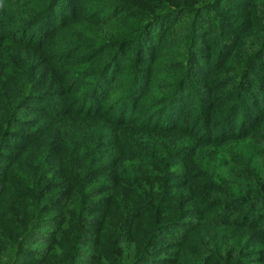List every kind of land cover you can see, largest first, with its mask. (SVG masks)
I'll return each mask as SVG.
<instances>
[{
    "label": "trees",
    "instance_id": "obj_1",
    "mask_svg": "<svg viewBox=\"0 0 264 264\" xmlns=\"http://www.w3.org/2000/svg\"><path fill=\"white\" fill-rule=\"evenodd\" d=\"M103 2L106 15L90 19L97 73L83 96L97 108L82 97L41 101L27 119L8 101L0 108V264H264V138L252 140L264 125V0ZM46 3L29 7V26L56 22L59 0ZM180 32L184 60L166 83L112 97L114 60L138 45L141 57L147 34L153 66ZM197 63L208 91L187 95L193 77L181 76ZM245 138L253 151L232 158ZM147 157L157 174L144 171Z\"/></svg>",
    "mask_w": 264,
    "mask_h": 264
},
{
    "label": "rangeland",
    "instance_id": "obj_2",
    "mask_svg": "<svg viewBox=\"0 0 264 264\" xmlns=\"http://www.w3.org/2000/svg\"><path fill=\"white\" fill-rule=\"evenodd\" d=\"M33 1L34 0H0V108H3L8 101L14 108H18L20 113H24L26 118L24 116L21 117L25 119L40 114L37 109L41 107L39 106L41 101H44L49 107L53 106V103H59L61 101H65L67 106H71L76 104L77 100L82 97V101L85 103L89 102L93 104L92 107L97 108V98L93 100L92 96H89L88 100H84V97L87 95L94 81L93 76L97 73V56H95L97 55V47H89L92 41H96L100 29L99 27L97 28V20L91 21L90 19H92L93 16L97 19V12L100 13V11L103 10L102 8H106L105 3L103 0H59V3L55 5L56 22L50 24L47 20V24L42 27L40 22L29 26L30 18L27 14V10L29 7H32L31 10H36L33 6L36 0ZM46 1V4H48L50 0ZM187 1L190 5L194 6L193 3L195 0ZM233 1L238 3L241 0ZM27 3L30 5L27 6ZM208 13L215 17L218 15L217 11H210ZM101 15L106 14L102 13ZM220 15L221 14H219V16ZM55 16L53 18H55ZM63 19H67L69 22L64 28H61L59 24ZM44 21H46V19ZM53 27L54 29H52ZM50 30L52 31L51 33ZM25 33H27V36H25ZM157 33L158 32L152 31V35H156ZM183 33L184 32L176 34L170 44L158 51L159 54L162 55V58H159L157 64L153 66H151V53L154 52L156 55V48L153 46V41L148 42L151 36L147 34L140 39L143 45L148 44L150 46L146 52H143L141 57L136 53L138 45L130 50L126 60L122 61L120 58L114 60L113 63L117 65L118 68L115 71H111L112 69L109 70L111 71L109 75L113 74V76L116 77L113 85L116 89L113 93L116 94H112V97H119L118 95L120 92L127 94L130 89H132V92L135 91V94L141 93L143 86L147 85L146 82L140 86L142 80L146 81L147 79V81H149V79H153L156 81L155 85L159 86L166 83V79L171 75L170 70H173L172 67L177 68L181 64L180 61L184 60L181 56V50L179 49V41L184 37ZM226 33L228 32H222L221 35ZM21 35L26 38L20 40ZM224 37L226 38V36ZM12 41H15V43L11 45L10 42ZM18 41H23L21 43L24 44H18ZM252 43L253 42L250 43V46H246V49L252 48ZM2 44H4L3 49L1 47ZM229 44V42H226L225 45ZM216 52L217 49L214 50V58L216 57ZM127 53L128 51H126L124 55H127ZM202 59H204V57ZM227 59L228 57L225 60ZM238 61V59H230L226 67L231 68L236 65ZM170 63H172L171 66H169ZM201 65L202 64L197 63L196 70L192 72L188 71L181 76V78L187 76V79L193 77L190 81L194 86L191 90L186 88L188 93L187 91L185 93L187 95H189L190 92L206 94V91H208L203 89L206 87V84L202 82L205 79V72H200L199 68ZM218 65L219 63L215 64V66ZM150 68L154 71L153 74H151L149 70L147 71V69ZM255 73L256 75H261L257 70ZM29 80H32V82H29ZM136 81L140 89L136 86ZM23 95L25 96L21 100ZM151 95L152 93L148 96ZM156 99L155 96V98L151 99V102L144 104L142 107L153 104ZM109 101L111 102V100ZM84 102H81V105ZM150 107H152V105L145 108L144 111L146 112ZM249 109L250 105H244V111H249ZM152 113H154V111H151L150 115H152ZM134 115L140 119L144 117L146 113L140 111L138 108ZM164 117H166V115H164ZM237 119L238 122L235 124L236 127L240 124L241 117ZM27 121H29V119ZM253 123H257V120L253 121ZM253 134L252 140L254 141L263 139L264 125L262 124L260 130L254 131ZM248 144L249 140L245 138L240 140L239 147L231 149L233 152L237 153L236 155L227 151L225 152L229 153L232 158H242L243 155H248L253 151L252 149L244 152ZM219 149H221V147ZM221 150L224 151L223 149ZM144 163H150L151 166H145ZM143 164L144 171H153L151 172L153 175L157 174L155 170H151L154 169V164L149 157L143 159ZM213 170L215 172L216 168L213 167ZM0 180H4L2 183H7L4 175ZM9 192L10 195L13 194V192ZM7 193L8 191H6L4 195H7ZM34 237L32 238L34 239ZM222 237L223 235L219 234V237H214L213 241L220 243ZM163 253L165 252L161 254ZM22 258H24V256H22ZM137 263L149 264L147 261H138ZM75 264H83V262H76Z\"/></svg>",
    "mask_w": 264,
    "mask_h": 264
}]
</instances>
